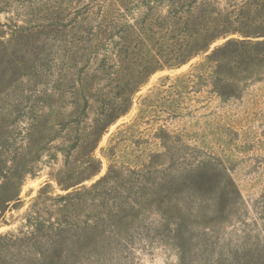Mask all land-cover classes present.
I'll return each mask as SVG.
<instances>
[{
    "label": "rangeland",
    "instance_id": "374dc122",
    "mask_svg": "<svg viewBox=\"0 0 264 264\" xmlns=\"http://www.w3.org/2000/svg\"><path fill=\"white\" fill-rule=\"evenodd\" d=\"M128 2L124 17L141 24L146 10ZM153 4L154 12L161 8ZM191 14L199 27L184 18L171 27L151 21L138 39L116 37L108 51L96 48L123 64L103 80L93 77V63L82 72L83 59L73 60L86 41H37L4 28L0 202L8 207L0 233L21 224L46 183L64 193V186H89L113 167L144 173L145 193L158 189L145 197L164 200L160 214L216 217L205 225L214 235L210 264L218 257L227 263L234 251L242 263L264 264V0H197ZM10 16L11 26L24 19L2 12L0 23ZM138 63L146 71L138 73ZM226 190L232 193L224 202ZM143 208L127 229L163 230L150 224L160 214ZM129 256L128 264H178L175 247L144 239Z\"/></svg>",
    "mask_w": 264,
    "mask_h": 264
},
{
    "label": "trees",
    "instance_id": "16d2710c",
    "mask_svg": "<svg viewBox=\"0 0 264 264\" xmlns=\"http://www.w3.org/2000/svg\"><path fill=\"white\" fill-rule=\"evenodd\" d=\"M138 2L137 8L146 12L139 18L141 24L135 25L124 17L128 0H0V13L11 12L12 15L24 17L17 21L22 22L21 25L17 22L9 25V22L16 21L12 16L0 23V37H3V30L7 28L12 36L26 33L37 41L40 38L44 41H58L57 37L64 36L86 41V46L80 48L82 51H77L79 53L73 60L76 57L83 59L82 72L89 70L93 63V77L98 80L107 79L117 73L123 64L116 58L101 55L96 48L108 51L109 42L116 37L126 39L133 36L138 39L142 34L141 30L151 21H157L160 26L171 27L184 18L181 22L186 26L190 23L197 27L200 25L197 17L193 16L192 21L190 20V13L197 5V0ZM154 2L161 6L156 12ZM185 12L189 14L185 15ZM204 17L203 24L207 25V18L205 15ZM75 28L76 31H72ZM87 50L93 56L85 58ZM73 64L78 65V61ZM136 66L138 73L146 71L147 66L139 63ZM141 82L142 80L137 81ZM113 169L109 168L104 176L89 186L75 187L70 191V186H64V193H52L48 190V183L42 186L23 213L21 224L15 229L0 233V264H128L133 244L140 239L149 244L175 247L178 250V264H210L209 245L213 242L214 235L208 232L209 227L205 225L216 221V217L199 218L191 212L189 215L181 213L178 209L169 216L160 214L158 207L164 200L153 196L145 197L158 193V189L153 186L152 191L145 193L147 178L144 173ZM119 181L122 183L115 184ZM128 184L130 186L127 187ZM200 189L202 187L198 186L195 191ZM233 190L237 192L236 188ZM231 193L232 190L225 191L224 202L228 201L227 196ZM18 202L20 198L16 197L13 205ZM0 204L2 216L8 203L3 206L1 202ZM143 207L160 214L150 224L161 226L163 230L130 232L127 229L140 220ZM198 223L200 226L194 231L191 226ZM229 259L225 264H246L242 263L243 257L236 251L230 253ZM213 261L215 264H224L220 257Z\"/></svg>",
    "mask_w": 264,
    "mask_h": 264
}]
</instances>
